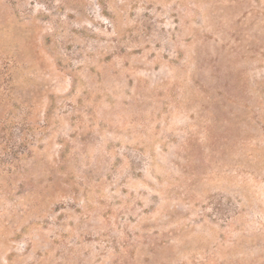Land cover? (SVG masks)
<instances>
[{
	"label": "rangeland",
	"instance_id": "obj_1",
	"mask_svg": "<svg viewBox=\"0 0 264 264\" xmlns=\"http://www.w3.org/2000/svg\"><path fill=\"white\" fill-rule=\"evenodd\" d=\"M0 264H264V0H0Z\"/></svg>",
	"mask_w": 264,
	"mask_h": 264
}]
</instances>
